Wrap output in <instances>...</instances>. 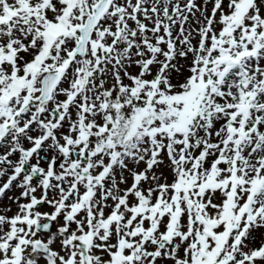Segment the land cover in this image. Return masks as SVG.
Wrapping results in <instances>:
<instances>
[{
  "label": "snow or ice",
  "instance_id": "6c2138e0",
  "mask_svg": "<svg viewBox=\"0 0 264 264\" xmlns=\"http://www.w3.org/2000/svg\"><path fill=\"white\" fill-rule=\"evenodd\" d=\"M0 264H264V0H0Z\"/></svg>",
  "mask_w": 264,
  "mask_h": 264
}]
</instances>
